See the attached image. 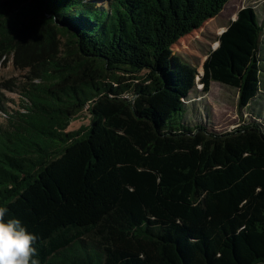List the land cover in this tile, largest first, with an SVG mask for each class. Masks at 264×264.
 I'll use <instances>...</instances> for the list:
<instances>
[{"label":"trees","instance_id":"1","mask_svg":"<svg viewBox=\"0 0 264 264\" xmlns=\"http://www.w3.org/2000/svg\"><path fill=\"white\" fill-rule=\"evenodd\" d=\"M231 1L0 0V58L28 71L0 87V207L36 235L40 264H264L263 123L211 131L187 71L164 64ZM262 37L242 9L202 92L256 102ZM86 109L90 125L69 131Z\"/></svg>","mask_w":264,"mask_h":264},{"label":"rangeland","instance_id":"2","mask_svg":"<svg viewBox=\"0 0 264 264\" xmlns=\"http://www.w3.org/2000/svg\"><path fill=\"white\" fill-rule=\"evenodd\" d=\"M246 7H253L256 10L263 25V48L260 52L263 61V84L259 99L248 109H241L239 95L235 89L213 82L210 91L205 94L202 92L203 86L200 81L204 62L219 46V37ZM164 64H169L177 70L189 71L190 75L188 76L186 72V78L190 79L188 83L191 82V88L187 101L193 105L192 109L198 123L217 133L232 132L240 125L255 120L263 123L264 127V0H232L218 16L206 21L199 29L179 40L168 51ZM27 75L28 71L15 65L13 55H4L0 58V87L6 83L20 85L26 81ZM2 92L13 101L9 102L7 107L17 108L19 95L6 88H2ZM260 118L261 120H258ZM90 122L91 116L86 109L71 122L69 131L88 127Z\"/></svg>","mask_w":264,"mask_h":264},{"label":"clouds","instance_id":"3","mask_svg":"<svg viewBox=\"0 0 264 264\" xmlns=\"http://www.w3.org/2000/svg\"><path fill=\"white\" fill-rule=\"evenodd\" d=\"M8 209L0 207V264H40L35 259L37 237L20 219H6Z\"/></svg>","mask_w":264,"mask_h":264}]
</instances>
